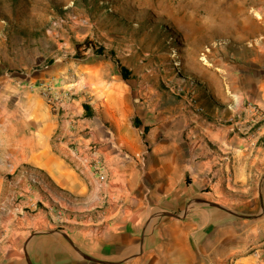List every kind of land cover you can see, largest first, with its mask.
Listing matches in <instances>:
<instances>
[{"label": "crops", "instance_id": "obj_1", "mask_svg": "<svg viewBox=\"0 0 264 264\" xmlns=\"http://www.w3.org/2000/svg\"><path fill=\"white\" fill-rule=\"evenodd\" d=\"M185 2L178 79L198 107L90 49L0 56V174L34 168L79 225L33 233L38 186L0 176V264H264V0ZM212 40L230 45L201 57Z\"/></svg>", "mask_w": 264, "mask_h": 264}, {"label": "rangeland", "instance_id": "obj_2", "mask_svg": "<svg viewBox=\"0 0 264 264\" xmlns=\"http://www.w3.org/2000/svg\"><path fill=\"white\" fill-rule=\"evenodd\" d=\"M187 4L185 0H0V56H10L14 65L22 55L44 65L58 53L83 59L87 50L97 53L101 49L115 63L124 61L132 74L147 72L148 76L136 77L142 82L154 83L171 97L182 98L185 94L178 88L184 83L178 78L185 75L188 45L184 25L187 27L191 20L182 6ZM205 15L216 18V26L228 24L222 19L229 17L228 13ZM225 42L212 40L202 46L200 56H210L213 50L230 45ZM128 51H135V57H127ZM7 170L9 173L0 176L12 179L19 175V180L27 178L38 186V200L24 208L33 233L47 229L65 235L70 225L79 226L69 222L77 212L70 209L75 208L73 197L59 195L50 184L52 189H42V179L47 180L34 168Z\"/></svg>", "mask_w": 264, "mask_h": 264}, {"label": "built area", "instance_id": "obj_3", "mask_svg": "<svg viewBox=\"0 0 264 264\" xmlns=\"http://www.w3.org/2000/svg\"><path fill=\"white\" fill-rule=\"evenodd\" d=\"M74 19L77 20V16H74ZM75 22H76V21H75ZM209 50H210V49H209ZM178 91L183 92V93L187 96V98H188V100L190 101V103H191L193 106H197V107H198V100H197V98H196L194 92H185L184 87H183V88H178ZM43 94L45 95V97H46L48 100H50V101H53V100H54V99H53V95H52V93H51V88H50V86L46 85V86L44 87ZM198 110H200V108H198Z\"/></svg>", "mask_w": 264, "mask_h": 264}, {"label": "water", "instance_id": "obj_4", "mask_svg": "<svg viewBox=\"0 0 264 264\" xmlns=\"http://www.w3.org/2000/svg\"><path fill=\"white\" fill-rule=\"evenodd\" d=\"M203 202L206 203V204H210V205H213V206H216V207H219V208L225 209V210H227V211H229V212H232V213H234V214H238V213L234 212L232 209H230L229 207H227V206H225V205L219 203V202L216 201V200H213V199H205V200H203ZM164 214H166V215H174V216H181V214H170V213H164ZM239 215H240V214H239ZM38 233H41V232H37V234H38ZM79 252L82 254L83 257H85V258H87V259H93V257L87 255L86 253L82 252L81 250H79Z\"/></svg>", "mask_w": 264, "mask_h": 264}, {"label": "trees", "instance_id": "obj_5", "mask_svg": "<svg viewBox=\"0 0 264 264\" xmlns=\"http://www.w3.org/2000/svg\"><path fill=\"white\" fill-rule=\"evenodd\" d=\"M97 53H98V55H100V54L104 55V52L101 49L98 50ZM117 63H120L119 60H117ZM119 66H120V72H121L123 78L126 79V80H129L130 79V75H131V70L127 66H124V65H121V64H119ZM84 106H85V108L87 110L90 109V106L88 104H85ZM138 123L139 122H137V124Z\"/></svg>", "mask_w": 264, "mask_h": 264}]
</instances>
